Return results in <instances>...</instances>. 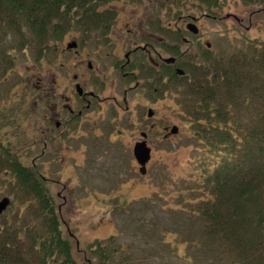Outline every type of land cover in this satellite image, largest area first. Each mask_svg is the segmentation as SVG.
<instances>
[{
  "label": "rangeland",
  "instance_id": "obj_1",
  "mask_svg": "<svg viewBox=\"0 0 264 264\" xmlns=\"http://www.w3.org/2000/svg\"><path fill=\"white\" fill-rule=\"evenodd\" d=\"M98 4L84 27L76 24L77 11L54 19L59 32L44 41L22 25L0 35V200H10L0 215V248L11 251L5 260L61 264L59 249L46 256L40 246L55 216L75 264H231L188 223L207 196L202 183L225 156L198 140L208 132L196 124L186 91L229 59L264 54L263 7L247 0ZM73 41L76 48L68 49ZM147 52L157 62L182 54L185 76L156 69ZM134 84L126 111L124 90ZM77 85L93 91L96 104L57 142L54 120H67L68 106L76 114ZM142 141L150 148L144 174L133 154ZM235 162L226 161L227 173L236 171ZM248 163L245 157L240 166ZM18 166L34 174L39 189L26 184L24 171L18 176ZM154 197L164 209L148 203ZM247 229L253 231L250 223Z\"/></svg>",
  "mask_w": 264,
  "mask_h": 264
},
{
  "label": "trees",
  "instance_id": "obj_2",
  "mask_svg": "<svg viewBox=\"0 0 264 264\" xmlns=\"http://www.w3.org/2000/svg\"><path fill=\"white\" fill-rule=\"evenodd\" d=\"M106 1L0 0V35L13 26L18 32L22 25L37 40L44 41L50 33L59 32L58 26L52 23L54 19L77 11L76 24L84 27L96 16L98 3ZM199 1L206 3L208 0ZM247 1L264 9V0ZM188 87L186 97L192 100L193 108L200 113L195 112V122L208 132L206 137L199 136L198 140L207 141V148L225 156L220 168L202 183L199 190L202 189L207 196L195 203L191 213L193 217L188 223L197 227L198 237L214 247L219 259L233 260L231 264H262L264 163L259 165L253 161L264 159L263 156L260 158L262 153L264 155V54L229 59L217 71L212 70L209 80L199 79ZM243 126L245 130H242ZM251 147L255 148L254 153ZM245 157L249 163L241 167ZM229 158H235V172L227 173L226 161ZM23 171L25 176H22ZM16 173L24 179L28 177L27 181L34 179L32 172L19 166ZM27 181L29 186L38 188L35 179L33 184ZM41 198L48 204L43 193ZM148 203L164 209L155 197ZM50 213L54 216L51 206ZM249 223L253 228L251 232L247 229ZM154 229L159 233L158 227ZM51 233L49 238L40 241L45 255L52 256L57 248L63 256L61 264H75L68 242L61 237L55 216L52 217ZM5 250L1 246L0 264H28L24 260H5L6 255L11 256V251ZM42 262L45 264L46 260Z\"/></svg>",
  "mask_w": 264,
  "mask_h": 264
},
{
  "label": "flooded vegetation",
  "instance_id": "obj_3",
  "mask_svg": "<svg viewBox=\"0 0 264 264\" xmlns=\"http://www.w3.org/2000/svg\"><path fill=\"white\" fill-rule=\"evenodd\" d=\"M184 43H187V40H184ZM191 45V42L189 43ZM204 47L207 49L209 47V42H205L204 43ZM136 48H139L136 47ZM135 48V49H136ZM134 49V50H135ZM133 50V51H134ZM148 55V61L150 62V64L155 67L156 69H159L162 66V70H165L164 72L167 73L168 75H170L171 78H182L185 76V71L182 68V66H180L181 61H179L180 57L182 56V54H180L177 57H168V58H174L175 62L171 63V64H167L165 63V60L168 58H162V57H158V60L160 62H157L156 60H153V58L151 57L150 53L147 52ZM126 58L129 57V52L125 55ZM128 62L126 61V64ZM90 66V65H88ZM121 68H123V65L121 66ZM182 71L181 74L178 73V71ZM131 74V73H130ZM102 81V80H101ZM137 84H134V86L132 87H128V89L124 90V96L122 98V105L125 106V110L129 111V107H128V94L131 90H134L137 86ZM76 94H77V98L79 100L78 102V106L79 109L77 110L76 114L74 109H72L71 106H68V108H65V112L62 114V119H63V115H68V119L66 120L65 118L63 120L61 119H56L54 120V128L52 129V138L54 140H57V142H59L60 137L67 134L66 131H68V124L72 125L74 123L75 118L77 117H81L83 111H87L85 112L86 115H88V113L91 111L92 107L94 106V104H96V100H97V95L95 93H93V91L88 90V91H83L78 85L76 86ZM99 104V103H98ZM114 107H120L119 104L114 105ZM151 109H148V111ZM153 112V110H151ZM71 116V117H70ZM153 116V115H152ZM96 124H94L95 126ZM101 131V128L95 129V131ZM93 131V130H92ZM144 135V134H142ZM146 143V142H145ZM43 148L45 146V143H42Z\"/></svg>",
  "mask_w": 264,
  "mask_h": 264
},
{
  "label": "water",
  "instance_id": "obj_4",
  "mask_svg": "<svg viewBox=\"0 0 264 264\" xmlns=\"http://www.w3.org/2000/svg\"><path fill=\"white\" fill-rule=\"evenodd\" d=\"M187 30L191 31L193 34H197L198 29L195 27L193 24H188L187 25ZM76 43L73 41L69 44H67L68 49H73L76 48ZM175 59L174 58H168L165 60V63L171 64L174 63ZM179 74L182 73V71H178ZM148 117H152L153 112L151 110L148 111ZM173 133H176V128L172 129ZM133 154L134 157L137 161V163L140 165V173L144 174L145 173V165L150 159V148L146 146L145 141L136 143L133 149ZM10 200L7 197H4L2 200H0V215L7 209L9 206Z\"/></svg>",
  "mask_w": 264,
  "mask_h": 264
}]
</instances>
